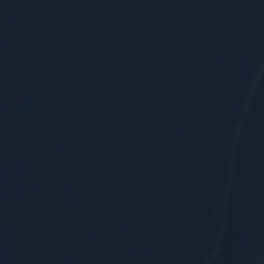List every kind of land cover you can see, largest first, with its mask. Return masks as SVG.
<instances>
[{
  "label": "water",
  "instance_id": "95a60500",
  "mask_svg": "<svg viewBox=\"0 0 264 264\" xmlns=\"http://www.w3.org/2000/svg\"><path fill=\"white\" fill-rule=\"evenodd\" d=\"M0 264H264V0H0Z\"/></svg>",
  "mask_w": 264,
  "mask_h": 264
}]
</instances>
